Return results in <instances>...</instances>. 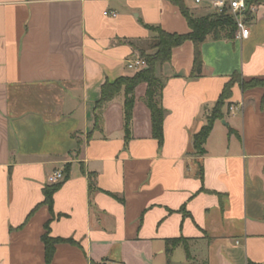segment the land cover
I'll use <instances>...</instances> for the list:
<instances>
[{
  "label": "crops",
  "instance_id": "1",
  "mask_svg": "<svg viewBox=\"0 0 264 264\" xmlns=\"http://www.w3.org/2000/svg\"><path fill=\"white\" fill-rule=\"evenodd\" d=\"M247 2L249 35L207 36L199 73L191 40L156 65L159 147L146 83L134 88L127 140L123 90L95 109L101 85L155 51L144 24L185 34L181 6L200 17L204 5L0 0V264H46L48 220L51 236L76 242L56 244L51 264H264V86L234 83L205 153L192 147L233 74L264 79V0ZM57 169L64 179L49 207L44 189Z\"/></svg>",
  "mask_w": 264,
  "mask_h": 264
},
{
  "label": "trees",
  "instance_id": "2",
  "mask_svg": "<svg viewBox=\"0 0 264 264\" xmlns=\"http://www.w3.org/2000/svg\"><path fill=\"white\" fill-rule=\"evenodd\" d=\"M181 12L185 17L190 31L185 34L168 33L157 26H151L144 24V26L155 33V51L152 54H141L146 62V67L134 72L131 76H121L113 82L105 81L101 85L100 98L95 104V109L101 108V106L113 99L120 90H123V119H124V133L125 140L129 138V123L131 120L132 107H133V91L138 83L145 82L147 85L144 101L150 110L151 115V130L152 136L157 140L159 147L163 142V119L165 110L159 103V97L162 89V80L156 76L155 67L157 64L167 62L170 59L171 51L174 47L179 46L186 40H191L195 46L194 55V69L193 73H199L202 65L201 56L198 50V44L202 42L207 36H211L214 39L220 37L234 38V32L236 30L235 20L231 16L216 15L214 13H207L200 17H193L189 12L181 6ZM249 19V18H248ZM234 83H238L241 89H248L255 86H264V79H250L248 81L242 79L237 73L233 74L230 80L225 84L222 92L215 102V105L211 113L206 117L205 124L192 136V147L196 154L205 153L204 144L213 127V123L216 119L223 117L222 107L231 94V87ZM80 147V142L78 149ZM62 181L49 184L44 189V202L51 207L52 194ZM90 187L93 189L94 181L90 178ZM53 218V213L51 214ZM49 222L44 224V232L41 235V241L44 245V255L46 264H51L55 245L59 243H76L71 238L53 237L49 233ZM180 238L167 240L166 253L169 255L172 250L180 243Z\"/></svg>",
  "mask_w": 264,
  "mask_h": 264
},
{
  "label": "built area",
  "instance_id": "3",
  "mask_svg": "<svg viewBox=\"0 0 264 264\" xmlns=\"http://www.w3.org/2000/svg\"><path fill=\"white\" fill-rule=\"evenodd\" d=\"M196 4L204 5L211 13L216 15L231 16L235 20L236 30L234 38L243 39L249 35L250 28L247 20L253 11V6L248 4L247 0H194ZM105 15L116 16V13L104 12ZM146 67V62L140 56L131 58L126 62V68L136 72ZM235 106H230L229 110L234 111ZM64 179L63 171L60 169L54 170L47 176V183L54 184Z\"/></svg>",
  "mask_w": 264,
  "mask_h": 264
}]
</instances>
